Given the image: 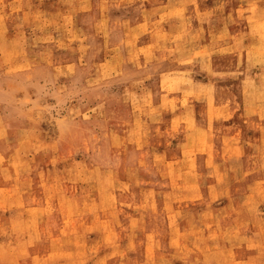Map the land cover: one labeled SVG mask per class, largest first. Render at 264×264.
<instances>
[{
  "label": "rangeland",
  "instance_id": "374dc122",
  "mask_svg": "<svg viewBox=\"0 0 264 264\" xmlns=\"http://www.w3.org/2000/svg\"><path fill=\"white\" fill-rule=\"evenodd\" d=\"M0 264H264V0H0Z\"/></svg>",
  "mask_w": 264,
  "mask_h": 264
}]
</instances>
